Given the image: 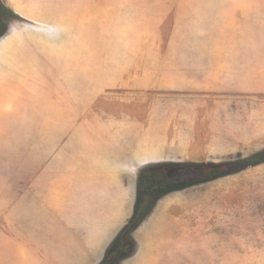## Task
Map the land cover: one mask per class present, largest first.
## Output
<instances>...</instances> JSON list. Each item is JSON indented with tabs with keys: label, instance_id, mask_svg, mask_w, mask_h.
<instances>
[{
	"label": "rangeland",
	"instance_id": "rangeland-1",
	"mask_svg": "<svg viewBox=\"0 0 264 264\" xmlns=\"http://www.w3.org/2000/svg\"><path fill=\"white\" fill-rule=\"evenodd\" d=\"M263 153L264 0H0V264H264V163L144 191Z\"/></svg>",
	"mask_w": 264,
	"mask_h": 264
},
{
	"label": "trees",
	"instance_id": "trees-1",
	"mask_svg": "<svg viewBox=\"0 0 264 264\" xmlns=\"http://www.w3.org/2000/svg\"><path fill=\"white\" fill-rule=\"evenodd\" d=\"M2 10L11 16L13 13L5 8ZM264 163V153L253 156L252 158L244 159L237 162L225 163L222 165H172L165 166L162 171V179H152L151 184L144 185V191L147 196L153 195L157 191H166L169 185L175 184L180 179L181 184L178 189H182L186 186L195 185L202 181L211 180L217 177H221L228 174H233L241 170H245ZM186 166V167H185ZM169 168V169H167ZM182 169V170H180ZM143 172V171H142ZM147 173V172H146ZM183 179H185L183 181ZM190 181L188 182L187 180ZM145 182H148L146 179ZM150 182V181H149ZM184 182V183H183ZM143 184V183H142ZM177 184V183H176ZM177 188V187H176ZM112 258H109L111 260Z\"/></svg>",
	"mask_w": 264,
	"mask_h": 264
},
{
	"label": "crops",
	"instance_id": "crops-1",
	"mask_svg": "<svg viewBox=\"0 0 264 264\" xmlns=\"http://www.w3.org/2000/svg\"><path fill=\"white\" fill-rule=\"evenodd\" d=\"M63 219L64 216L59 219H54L55 224L52 227L53 235L51 236L50 240L52 241V249H49L48 255H46V262L48 264H97L100 261L99 251L97 253L96 250H93V244H91V247L87 248L86 240L88 238H86L87 235L83 234L82 232H79L74 236V238H72L77 239L79 243L78 245L73 244V246L76 247V251L71 252L72 239L66 236L70 233V229L61 227L62 222H64ZM171 233L172 232H169V235ZM163 238L164 236L161 238H159L158 236L156 238L149 237L147 241V245H149L148 247L151 246L150 243H154L151 247H166V245H174V243L177 241L175 237L170 236V240H166V242H163ZM189 238L191 240V237Z\"/></svg>",
	"mask_w": 264,
	"mask_h": 264
}]
</instances>
